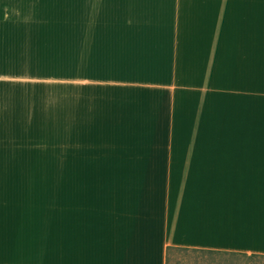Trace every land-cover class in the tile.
Returning <instances> with one entry per match:
<instances>
[{"label":"crops","instance_id":"1","mask_svg":"<svg viewBox=\"0 0 264 264\" xmlns=\"http://www.w3.org/2000/svg\"><path fill=\"white\" fill-rule=\"evenodd\" d=\"M54 88L76 173L0 175V264L264 256V0H0V126Z\"/></svg>","mask_w":264,"mask_h":264},{"label":"rangeland","instance_id":"2","mask_svg":"<svg viewBox=\"0 0 264 264\" xmlns=\"http://www.w3.org/2000/svg\"><path fill=\"white\" fill-rule=\"evenodd\" d=\"M53 90L57 93H53L51 102L45 106L47 117L35 120H7L11 123L0 126V130L4 131L0 134V162L29 164L2 165L0 175L76 173V167L60 165L62 143L58 111L59 93L58 88ZM168 264H264V257L172 249L169 251Z\"/></svg>","mask_w":264,"mask_h":264},{"label":"trees","instance_id":"3","mask_svg":"<svg viewBox=\"0 0 264 264\" xmlns=\"http://www.w3.org/2000/svg\"><path fill=\"white\" fill-rule=\"evenodd\" d=\"M178 249H186V248H178ZM170 250H171V249H169V251H170ZM208 252H213V251H208ZM244 256H247V255H244ZM254 256H257V255H251L250 257H254ZM257 257H264V256H262V255L260 256V255H259V256H257Z\"/></svg>","mask_w":264,"mask_h":264}]
</instances>
